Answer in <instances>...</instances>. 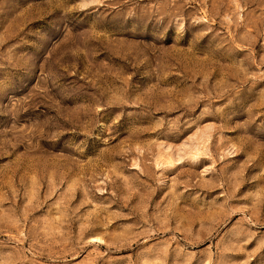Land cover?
<instances>
[{"label":"rangeland","instance_id":"1","mask_svg":"<svg viewBox=\"0 0 264 264\" xmlns=\"http://www.w3.org/2000/svg\"><path fill=\"white\" fill-rule=\"evenodd\" d=\"M0 264H264V0H0Z\"/></svg>","mask_w":264,"mask_h":264}]
</instances>
